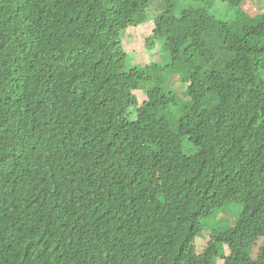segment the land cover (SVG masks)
<instances>
[{"label":"trees","instance_id":"1","mask_svg":"<svg viewBox=\"0 0 264 264\" xmlns=\"http://www.w3.org/2000/svg\"><path fill=\"white\" fill-rule=\"evenodd\" d=\"M196 2L0 0V264H264V11ZM151 19L175 125V92L123 48Z\"/></svg>","mask_w":264,"mask_h":264},{"label":"rangeland","instance_id":"2","mask_svg":"<svg viewBox=\"0 0 264 264\" xmlns=\"http://www.w3.org/2000/svg\"><path fill=\"white\" fill-rule=\"evenodd\" d=\"M197 0H178L179 6H185L187 4H195ZM257 5L264 11V0H254ZM155 8V7H154ZM152 9V17L156 15L157 9ZM208 10L218 16L221 19L229 20L234 16V11L229 5H220L217 2L208 7ZM154 29V21L151 19L139 25L136 29L135 34L124 32L122 34V43L125 52L128 54L129 65L138 64L142 67L145 65L157 66L158 70H151L148 75L157 78L162 85L169 84L168 86L175 92L176 101L175 104L167 108V116L170 118L172 125H175L178 121L179 116L183 112L185 104V98L181 96L183 88L181 87L182 74L177 71H170L166 68V63L170 62L169 54L161 57L160 51L164 49L162 41H157L155 46L150 49L145 46L144 34H149ZM165 53V52H164ZM138 102L141 103L148 98V92L146 90L137 91ZM138 115V108H133L131 118L135 120ZM185 151L187 153H193L194 147L192 144L185 143ZM242 210V206L239 204H232L222 209L219 215L211 218L207 226L203 231L196 237L194 247L196 252H200L206 245V238H208L214 231H224L227 227L234 225L235 219ZM237 211V216L234 213ZM226 254L230 252L228 245H225ZM217 264H223V259L218 258Z\"/></svg>","mask_w":264,"mask_h":264},{"label":"clouds","instance_id":"3","mask_svg":"<svg viewBox=\"0 0 264 264\" xmlns=\"http://www.w3.org/2000/svg\"><path fill=\"white\" fill-rule=\"evenodd\" d=\"M138 116V115H137ZM131 118V117H130ZM137 119V118H136ZM131 120H133L132 118H131ZM207 239V238H206ZM196 240V239H195Z\"/></svg>","mask_w":264,"mask_h":264}]
</instances>
